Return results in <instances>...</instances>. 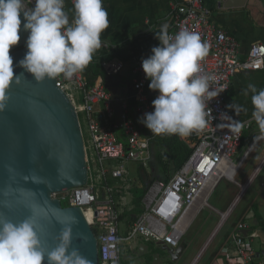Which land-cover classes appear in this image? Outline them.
Returning <instances> with one entry per match:
<instances>
[{
	"label": "built area",
	"instance_id": "built-area-1",
	"mask_svg": "<svg viewBox=\"0 0 264 264\" xmlns=\"http://www.w3.org/2000/svg\"><path fill=\"white\" fill-rule=\"evenodd\" d=\"M215 1L220 9L229 0ZM257 1L264 6V0ZM68 4H73V0H66L65 8ZM32 6L34 0L33 5H29ZM170 16V35L174 36L185 28L198 33L208 44V55L200 62L202 74L214 78L210 81L211 89L223 90L210 101L205 97L209 115L206 127L190 135L196 141L194 150L167 179L154 180L145 186L142 212L128 227L130 238L157 243L164 250L175 253L192 218L205 206L210 207L209 197L219 183L223 180L234 182L230 171L239 160L235 163L233 157L242 145L244 133L251 130L253 121L240 122L243 125L241 131L234 133L232 126L238 121L229 108L231 104L227 95L237 73L257 72L264 68V44L252 43L245 58L240 59L239 43L213 22L212 12L203 0H181L172 4ZM100 49L110 50L105 43H101ZM99 66L106 77L118 75L123 70V64L104 59L99 61ZM132 75L134 100L138 104L136 115L130 113L127 101L115 98L102 82L89 84L81 72L71 80L64 79L63 75L55 78L57 88L66 95L77 114L80 130L81 119L86 127V139L82 130L81 134L87 181L84 186L53 193L52 198L60 204L64 202L67 207L79 208L89 220L87 224L96 239L98 264L121 262L119 214L113 205L112 194L119 197L131 195L126 165L134 162L138 164L137 168L147 170L149 144L156 136L152 133L143 135L137 126V119L141 120L145 113L154 110L144 96L148 79L142 64L133 68ZM98 104H102L103 111L96 109ZM117 130L121 138L117 136ZM258 137L264 141V135ZM106 181L121 185L110 189ZM256 238L257 234L247 232L244 223L238 224L228 245L220 251L221 258L213 264H264L253 249L252 242Z\"/></svg>",
	"mask_w": 264,
	"mask_h": 264
},
{
	"label": "clouds",
	"instance_id": "clouds-1",
	"mask_svg": "<svg viewBox=\"0 0 264 264\" xmlns=\"http://www.w3.org/2000/svg\"><path fill=\"white\" fill-rule=\"evenodd\" d=\"M66 0H0V111L6 107L7 90L13 82L19 85L21 75L14 72L11 47L20 41L21 15L23 31L28 33L27 51L18 62L35 81L63 75L71 80L93 61L101 47V33L109 27L103 0H73L74 16L65 11ZM156 38L159 46L142 59L148 87L158 92L152 101L153 111L140 122L155 135L181 138L206 127L205 97L210 101L223 90L211 89L214 78L202 74L201 61L209 47L198 33L182 28L170 35L168 25L160 26ZM243 94L251 93L252 118L264 133V89L249 83ZM229 108L239 112L238 105ZM246 111V110H245ZM227 119H231L225 115ZM232 126L234 133L242 128ZM31 214L19 222L0 217V264H89L78 249L69 250L73 233L70 224L60 230L58 243L50 250L38 233V217L48 218L46 209L33 206Z\"/></svg>",
	"mask_w": 264,
	"mask_h": 264
},
{
	"label": "water",
	"instance_id": "water-1",
	"mask_svg": "<svg viewBox=\"0 0 264 264\" xmlns=\"http://www.w3.org/2000/svg\"><path fill=\"white\" fill-rule=\"evenodd\" d=\"M245 2L229 0L224 8H240ZM21 20V38L10 55L14 72L24 74L19 85L13 82L7 90L6 107L0 111V217L16 223L28 217L33 206L44 208L49 216L38 217L37 230L45 247H55L61 228L70 224L69 250L78 249L89 264H98L96 239L81 210L62 207L52 198L53 193L84 186L87 181L77 114L55 79L37 82L17 67L27 51L22 15Z\"/></svg>",
	"mask_w": 264,
	"mask_h": 264
},
{
	"label": "crops",
	"instance_id": "crops-1",
	"mask_svg": "<svg viewBox=\"0 0 264 264\" xmlns=\"http://www.w3.org/2000/svg\"><path fill=\"white\" fill-rule=\"evenodd\" d=\"M180 1L181 0H103V6L108 12L109 25L111 29H106V31H104L105 33H101V42L109 45L110 50L105 51L103 49H98L94 55L93 61L87 66V70L91 69L90 73L86 70L89 75L85 76L83 72L81 73L88 83L91 82L92 84H94L96 82H102L115 98L117 97L119 99L127 101L130 108V113L132 115H136V108L138 107L137 102L134 100V92L132 90V70L137 64H142V59L148 58V56L151 55V49L153 47L159 46V40L156 38V33H158L160 26L163 24H167L169 30L171 24V5ZM203 1L212 12L213 22L217 26L221 27L228 35L234 37L239 43L240 59L245 58L252 43L259 42L264 44V37L250 40L249 36L242 35L238 22L232 16L235 12L243 11L248 1L259 3L260 5L261 2L257 0H246L244 6L240 8L226 9L224 8L225 4H223L219 9L215 0ZM65 11L68 13L71 20L74 16L73 4H68L65 8ZM261 12L262 14H264V10H262ZM214 14H217V16L215 17ZM248 17L250 19H248L249 24L252 23L257 28L264 27V21H262L261 18H258V16L249 15ZM103 59L123 64L122 72L115 76L106 77L99 66V61ZM149 83L150 81L148 80L144 88V96L149 106L153 108L152 101L156 98L158 92L150 90L148 87ZM249 83L254 84L258 90L264 89V68L257 72L237 73L232 78L230 92L227 95L228 102L230 104L238 105L240 108V111L238 113L234 112V110L232 109L235 120L238 122L253 121L251 130L245 132L243 135L245 138L244 141L248 140L254 133L260 132L255 120L251 118L252 116L248 117V108L251 107V109H253L251 103V93H249L248 95H244L242 91L243 89L247 88V85ZM96 109L98 111H103L102 104H98L96 106ZM137 126L139 127L143 135L149 136L151 134V131L140 122V119H137ZM117 134L119 138L122 137L120 131L118 130ZM162 136L163 135H156L154 139L150 141L149 151L153 144L155 146L158 145L157 147L159 148V151L156 156V161L158 164V171L164 176L162 180H165L169 175L173 174L175 170H173V165L168 161L166 148L160 144V138ZM261 141L264 142L263 140H259L256 137L253 138L252 144L248 148L246 153L248 152L249 154L254 146L258 142L261 143ZM243 143L244 142H242V144ZM246 153L241 159H245V157L248 155H246ZM158 156L161 157V161H159ZM241 165L242 163L236 169L234 182L223 180L229 184L228 187H224L221 185L223 182L221 181L215 188V190L211 193L210 197L213 196V193L218 188L223 189L221 191L222 194L220 195V197L215 200V202L219 204L220 202L225 201L231 195V191L227 194L226 190H236V196H234L232 202L223 203L220 207L221 211L218 209L217 210L218 212L224 213L230 209L228 213L224 214L226 215V218L223 222H225L231 215L236 216V225L232 229L231 234L236 226L240 223H244L246 225L247 232H255L257 234V238L253 240L252 245L256 243L259 251L256 252V250L254 248L253 249L256 254H259L257 258L260 261H264V255L261 254V252L264 251V197L261 195L262 190L264 189V180L260 183V186L258 188L253 189L252 192L249 191L251 186L250 184L253 183L258 173L261 171V169L264 168V155L259 164L256 165V167L253 169L247 181L244 183L239 182L238 179V177H240V168L243 167H241ZM151 173V167H149L148 165V171L145 172L143 177H145L146 175H151ZM143 177H141L137 181L135 180V183H140L139 181L142 180ZM137 188H139L140 191L145 192V187L143 185L140 184V186H137ZM248 191L250 192L249 201L246 204H242L249 195ZM214 207L210 206L211 209L216 210ZM217 207L219 208V206ZM189 228L190 227H188L187 231L189 230ZM216 231L217 229L214 231V233ZM230 236L225 240L223 246L220 248L218 254L212 259L210 264L217 262L221 258L220 251L222 250V248L228 245ZM207 245L208 242L205 244L198 255L203 253L204 248H206ZM145 248L148 251L147 247L143 246L144 250ZM150 254L151 256L156 255L158 257V255L153 251H151Z\"/></svg>",
	"mask_w": 264,
	"mask_h": 264
},
{
	"label": "rangeland",
	"instance_id": "rangeland-1",
	"mask_svg": "<svg viewBox=\"0 0 264 264\" xmlns=\"http://www.w3.org/2000/svg\"><path fill=\"white\" fill-rule=\"evenodd\" d=\"M262 8H264L262 4L260 5L259 3L248 1L243 11L235 12L234 15H232L234 19L238 22L242 35L249 36L250 40H255V39H259L260 37H264V27L257 28L255 25H253L252 23L249 24L248 22L249 15L258 16V18H261L262 21H264V14H262L261 12L264 9ZM216 16L217 14L215 15V17ZM107 29L109 30L111 29L110 25ZM252 110L253 109H251V107L248 108V117L252 116ZM80 126L83 133V137L84 139H86L87 137L86 127L82 122V119ZM260 135H264V133L256 132L248 140L244 141V143L241 146V149L238 150L237 154L233 157V162L235 163L238 162V160H240L244 156L248 148L251 146L253 138L258 137ZM258 143L254 146V148L249 152V154L245 157V159L242 162L241 167L242 166L243 167L240 168L241 169L239 174L240 177H238L239 182L244 183L247 181L253 169L256 167V165L259 164L260 160L264 155V142L261 141V143L259 144ZM157 146L153 144L150 148L151 160L148 161V165L149 167H151L152 170L151 175H146L145 176L146 178L143 177L145 172L148 171V169L144 170L142 168H137L138 164L131 162L126 165L128 170V179L132 186L131 195L127 196L124 194L123 197H119V195H116L114 193L112 194L113 196L112 202L119 214V217L123 215V220L121 221L118 220L119 230H120V241H121L120 264H191L207 242L208 245L204 249L203 253L199 257V260L196 262V264H210V262L218 254L220 248L223 246L225 240L230 236L232 229L236 225L235 222L236 216L231 215L230 217L227 218L225 222L221 224L219 229H217V227L220 224V213H221L218 212V210H220V207L222 206L223 203L232 202V199L234 198V196H236V190L234 189L226 190L227 194L231 191V195L225 201L220 202L219 204L216 203L215 200L220 197V195L222 194L221 191L223 189L218 188L219 190L217 189L213 193V196H211L210 199L208 200V205L213 207L216 206L214 208L218 210L216 211L208 206H205L203 210L199 214H197L198 216L191 223V225L189 226L190 227L189 230L182 239V243H181L182 249L181 250L179 249V251L176 252L175 254L174 252L172 253L170 252L172 254L170 255L169 252L167 250H164L160 244L146 243L142 241L140 238H130L129 235L127 234L130 223L134 222L136 217L139 216L142 212L141 201L139 205L133 203L134 201L133 198L135 196H138V194L139 195L142 194V191H140V189L137 188V186H140L141 184L145 187V185H148L149 182H153L154 180H162L164 178L163 174H160V172L158 171L156 156L158 154L159 148ZM141 177L143 178L142 180L139 181L140 183H135V180L137 181ZM105 178H108V175H106ZM263 180H264V168L261 169V171L254 179L253 183L250 184L251 186L249 191L252 192L253 189L258 188ZM105 184L110 189L114 188L115 185H121L120 183H114L111 181L109 182L106 181ZM221 185L224 187H228L229 184L226 181H223ZM263 190L261 195L264 197ZM249 198H250V192L242 204L248 203ZM61 205L63 207H67V205L64 202H62ZM217 206H219V208ZM263 214H264V206H263ZM215 229H217V231L213 235ZM143 246L147 247L148 251L146 250V248L144 250ZM253 248L256 250V252L259 251V248L256 245V243L253 244ZM151 251L155 252L158 255V257L156 255L151 256L150 254ZM149 257H151L150 263L148 261Z\"/></svg>",
	"mask_w": 264,
	"mask_h": 264
},
{
	"label": "trees",
	"instance_id": "trees-1",
	"mask_svg": "<svg viewBox=\"0 0 264 264\" xmlns=\"http://www.w3.org/2000/svg\"><path fill=\"white\" fill-rule=\"evenodd\" d=\"M86 70H87V67L84 69L83 73L85 76L86 75L88 76L89 75L88 72L90 73L91 69L87 70L88 72ZM89 84H92V83L89 82ZM244 139L245 138L243 136L242 138L243 142H244ZM160 144L166 148L168 161L173 165V170L177 171L182 166V164L186 161V159L190 156L192 151L194 150L196 146V141L190 136L181 138L176 135H172V136L163 135L160 138ZM241 146L239 150L241 149ZM158 159L159 161H161L160 156H158ZM143 194H144L143 191L141 195L138 194V196L134 198L133 203L136 205H139ZM121 220H123V215L119 217V221ZM148 261L150 263L151 257H149Z\"/></svg>",
	"mask_w": 264,
	"mask_h": 264
},
{
	"label": "bare ground",
	"instance_id": "bare-ground-1",
	"mask_svg": "<svg viewBox=\"0 0 264 264\" xmlns=\"http://www.w3.org/2000/svg\"><path fill=\"white\" fill-rule=\"evenodd\" d=\"M257 139H259V140H263V138H260V137H256ZM248 154V152L246 153V155ZM242 161H243V159H240L239 160V162L237 163V164H235V166L231 169V171H230V175H235V172H236V169L240 166V164L242 163ZM221 215V214H220ZM221 217H222V219H220V224H219V226L217 227V229H219V227H220V225L223 223V221L225 220V218H226V215H224V214H222L221 215ZM85 218V217H84ZM193 219H194V217L192 218V220H191V222H190V224H189V226L191 225V223L193 222ZM85 220H86V222L87 223H89V220L88 219H86L85 218ZM215 234V233H214ZM213 234V235H214ZM205 249V248H204ZM201 256V254L200 255H198L195 259H194V261L191 263V264H196V262L199 260V257Z\"/></svg>",
	"mask_w": 264,
	"mask_h": 264
}]
</instances>
